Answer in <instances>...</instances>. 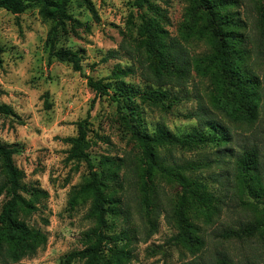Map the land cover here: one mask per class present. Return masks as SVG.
Masks as SVG:
<instances>
[{"label": "rangeland", "instance_id": "1", "mask_svg": "<svg viewBox=\"0 0 264 264\" xmlns=\"http://www.w3.org/2000/svg\"><path fill=\"white\" fill-rule=\"evenodd\" d=\"M92 1L99 20H93L79 1H72L68 13L78 23H68L60 31L57 49L81 51L84 74L111 84V92L122 80L137 93L149 88L176 97L178 101L169 109L137 101L148 132L158 128L174 135L193 130L206 132L205 124L212 121L227 133L225 145L157 148L161 163L167 167L202 164L200 169L196 165L185 168L183 174L206 182L208 192L216 199L209 219L203 213L195 217L204 246L191 253L169 242L177 233L175 210L180 189L170 179L157 174L148 206L142 204L139 148L131 141L109 97H95L86 79L69 64L52 60L48 65L46 39L50 23L34 9L19 15L0 10V104L10 106L14 112L11 116L0 115V142L17 148L13 162L23 173L24 182L48 194L40 201L38 211L20 215L28 226L45 235V243L25 244L17 262L2 253L0 264H59L61 256L83 248V235L94 225L88 217L90 202L70 210L68 200L84 181L87 170L84 163L66 161L69 145L62 141L75 136L77 123L83 120L92 162L97 164L104 156L123 161L116 195L126 204L128 216L115 219L113 233L126 238L123 246L131 256L127 264H212L219 258L232 264H264V207L244 192L237 170L238 159L244 152L254 150L264 177V0H234L227 8L243 35V70L259 80L257 118L250 124L231 122L214 109L209 78L200 76L194 68V62L208 56L211 48L197 28L193 34H184L190 0L156 1L164 10V27L179 42L188 65L186 80L167 85L149 74L146 55L132 48L139 24L133 0ZM110 50L118 51V55L102 61ZM128 68L132 72L125 77L114 75L117 69ZM5 185L0 161V188L4 187L0 209L8 199ZM251 226H258V230L248 235L244 230ZM227 231L239 232L242 237L224 238L222 234Z\"/></svg>", "mask_w": 264, "mask_h": 264}, {"label": "trees", "instance_id": "2", "mask_svg": "<svg viewBox=\"0 0 264 264\" xmlns=\"http://www.w3.org/2000/svg\"><path fill=\"white\" fill-rule=\"evenodd\" d=\"M74 0H0V10L19 15L27 10H37L39 17L50 23L46 39L48 65L52 60L69 64L74 72L86 79L87 86L95 97H109L115 103L120 119L130 134V139L140 150L141 173L139 189L141 202L147 207L153 192L154 177L157 174L167 177L178 185L179 193L175 210L177 233L169 242L181 246L191 253L199 252L204 242L197 233L194 223L197 213L210 218V210L215 209L216 199L208 192L203 180L190 179L183 174L187 167L200 169L198 163L189 166L167 167L157 154V148L169 146L180 149H194L207 145L218 146L227 143L226 131L216 122L205 125L206 132L190 131L174 135L163 129L148 132L143 125L140 101L169 109L178 100L166 91L151 90L137 93L135 88L119 80L116 89L111 92V84L103 80H94L84 74L81 66V51L57 49L60 31L69 23H78L68 13V7ZM89 12L93 20L98 21V12L92 0H76ZM157 0H133L138 12L139 24L136 36L132 39V48L146 55L147 70L161 85L169 82L182 83L187 78L188 65L182 56L180 44L169 36L165 29L164 10L156 4ZM189 21L184 26L188 36L198 29L210 44L211 52L203 59L194 62L196 72L208 77L211 85L210 98L214 109L234 123H253L257 118L259 80L255 75L243 69L245 50L242 49L243 35L240 25L227 13L234 0H190ZM122 45V44H121ZM129 46V44H128ZM129 48V47H128ZM3 52L0 46V53ZM118 51L110 50L102 61L115 58ZM132 69H117L116 78L125 77ZM14 112L6 104H0V115L11 116ZM69 145L66 161L84 163L87 174L68 200V208L80 203L90 202L88 217L94 225L83 235L84 246L80 250L69 251L60 258L59 264H127L130 253L123 243L125 237L113 233L115 219L128 216L126 204L116 195L121 186L120 172L123 161L119 158L104 156L97 164L90 158L88 150L91 143L87 139L86 120L77 123L75 136L62 138ZM17 148L0 142V161L6 176L5 191L8 199L0 209V254L10 261L17 262L20 251L28 242L44 244L45 235L34 227L28 226L20 215L33 214L39 209L41 200L48 197L45 190L33 183L24 182L23 173L14 165L13 156ZM194 165H196L194 167ZM238 180L244 192L264 207V177L254 150L244 152L237 161ZM4 187L0 188V194ZM260 227V226H259ZM264 233V221L261 225ZM258 226L244 230L251 235ZM224 238H241L239 232L227 231ZM188 264H202L190 262ZM212 264H232L228 259L219 258Z\"/></svg>", "mask_w": 264, "mask_h": 264}]
</instances>
